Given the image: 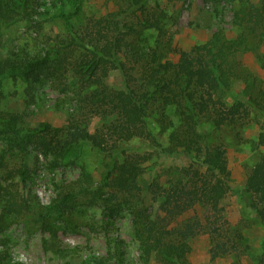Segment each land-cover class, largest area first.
Masks as SVG:
<instances>
[{
	"label": "trees",
	"instance_id": "obj_1",
	"mask_svg": "<svg viewBox=\"0 0 264 264\" xmlns=\"http://www.w3.org/2000/svg\"><path fill=\"white\" fill-rule=\"evenodd\" d=\"M81 1L73 0L71 8H67L68 0H0V46L2 28L18 20L40 26L57 19L68 31L67 37H57L53 47L44 48L39 54L16 58L0 53V86L6 79L31 86L53 76L63 79L58 83L65 93L71 94L64 125L52 127L46 122L19 128L13 125L19 132V138L14 135L15 142L19 139L22 147L33 145L39 154L51 156L54 164L82 145L108 159L96 186L91 175L82 173L74 182L75 188L59 191L44 206L46 213L61 214L79 195L88 198L91 204L99 203L108 212L124 207L135 218L144 264L151 256L158 264H189L191 242L201 230L210 233L213 257L237 251L242 237L225 228L222 213L229 171L219 131L241 126L249 115L248 100L264 109V99L260 103L245 96L228 103L221 95L230 93L232 79L241 75L236 53L246 49L249 38L264 43V0L258 3L237 0L238 5L233 8V24L238 28L235 37L225 38L216 31L207 42L189 50H175V60L166 59L155 50L148 54L140 44L144 30L164 33L167 16L156 0H123L115 11L91 17L79 28L73 19L82 9ZM220 1L212 0L214 4ZM112 71H118L120 86L106 83ZM66 73L72 79L70 85ZM169 108L178 123L164 121L161 130L172 129L168 144L162 145L149 128L147 118L155 111L165 116ZM93 117L102 122L90 130ZM15 119L11 115V120ZM159 122L163 124V119ZM203 122L212 126L215 136L211 139L210 133L198 131ZM134 139L147 141L153 151L167 156L185 153L192 161L186 167L175 168L168 180L161 181L162 175L149 163L152 152L130 151L128 143ZM259 140L264 145V131L259 133ZM149 171L153 172L152 177L142 181ZM17 173L26 178L25 167L18 168ZM143 192L158 202L156 214L143 204ZM244 193L246 208L264 226V149L247 170ZM196 205L204 210V224L194 216L178 229L170 227L171 219ZM3 210L18 214L22 206L8 195ZM38 214H43L41 207ZM262 248L261 264H264V239ZM107 263L106 258L90 256L82 264ZM0 264H22L12 257L10 245L3 242H0Z\"/></svg>",
	"mask_w": 264,
	"mask_h": 264
},
{
	"label": "rangeland",
	"instance_id": "obj_2",
	"mask_svg": "<svg viewBox=\"0 0 264 264\" xmlns=\"http://www.w3.org/2000/svg\"><path fill=\"white\" fill-rule=\"evenodd\" d=\"M166 13L164 33L158 35L154 29L144 30L141 35V47L151 54L153 50L162 52L166 59L175 60L177 49L189 50L194 45L207 42L216 31L225 38L237 35L238 28L233 24V8L237 0H221L214 4L212 0H156ZM258 3L260 0H249ZM82 9L73 23L81 28L89 18L100 17L117 9L123 0H82ZM73 0H68L71 8ZM68 31L60 20H49L37 26L33 22L18 20L2 28V55L13 54L17 57L39 54L44 48H50L57 37H67ZM164 58H162L163 60ZM241 62V75L231 81L230 93L221 96L228 103L245 96L254 97L260 103L264 99V43L249 38L245 50L236 53ZM69 85L72 81L66 73ZM63 79L53 76L40 84L28 85L20 80L6 79L0 86V242L10 245L12 257L22 264H82L90 256L102 257L107 264H144L136 236L133 214L118 207L108 212L99 203L91 204L88 198L77 196L61 213L48 212L45 205L61 190L75 188L74 182L82 173L91 175L94 186L99 183L101 173L108 159L88 145L76 147L67 157L54 164L53 158L44 157L33 145L19 146L14 140L18 135L15 127L34 126L46 122L52 127H60L66 122V111L71 94L65 93L58 83ZM118 71H112L106 83L120 86ZM263 92V94H262ZM249 115L241 126H228L219 131L226 148L228 191L221 201L225 228L241 235L238 250L213 257L210 253L212 238L207 231L200 233L191 242L188 255L189 264H261L264 226L257 215L249 211L244 204V187L249 166L258 153L264 149L260 145L259 133L264 131V109L248 100ZM261 105V104H260ZM162 116L159 111L148 118V125L162 145L168 144L172 128L162 131L164 121L177 125V116L169 108ZM11 115L17 117L11 120ZM163 119V124L159 122ZM102 120L93 117L90 130L100 125ZM13 125L15 127H13ZM198 131L212 132L209 122H203ZM218 135V134H217ZM19 138V136H17ZM139 153L152 152L150 165L162 175L161 181L171 177L175 168L188 166L192 159L185 153L167 156L153 151L147 141L134 139L128 143ZM182 149L180 148L179 151ZM38 156V158H37ZM195 164V163H194ZM25 167L26 178L22 179L17 169ZM152 171L146 172L142 181L152 177ZM8 193V194H7ZM11 195L22 211L18 214L6 213L3 205ZM143 204L152 214H156L158 202L143 192ZM43 214H38L39 208ZM160 216L164 213L159 212ZM204 210L196 205L174 219L170 227L178 229L190 218L197 216L205 223ZM55 234H53V232ZM231 238V236H230ZM264 263V260H263ZM147 264H158L151 256Z\"/></svg>",
	"mask_w": 264,
	"mask_h": 264
}]
</instances>
